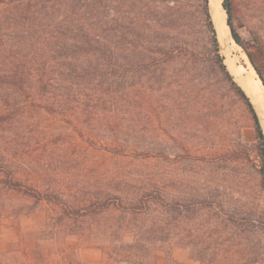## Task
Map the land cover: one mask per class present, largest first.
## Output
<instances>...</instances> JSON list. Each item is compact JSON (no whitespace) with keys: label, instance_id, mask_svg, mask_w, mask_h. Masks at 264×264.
I'll list each match as a JSON object with an SVG mask.
<instances>
[{"label":"rangeland","instance_id":"rangeland-1","mask_svg":"<svg viewBox=\"0 0 264 264\" xmlns=\"http://www.w3.org/2000/svg\"><path fill=\"white\" fill-rule=\"evenodd\" d=\"M200 5L141 0L133 10L155 11L158 25L186 14L182 37L204 52L208 31ZM114 7L105 0L107 26L112 15L123 24V6ZM233 8L241 39L264 43V0H233ZM208 9L216 30L209 0ZM226 27L227 47L216 30L219 51L249 96L240 73L248 59ZM186 61L167 63L132 87L115 117L117 139L131 143L127 155L104 150L110 141L89 137L80 125L43 111L25 115L24 142L32 140L25 159L48 165L41 176L72 192L65 205L36 200L6 189L0 174V264H264V190L249 112L221 74H199ZM35 179L27 184L43 191ZM108 183L115 197L147 193L157 202L149 215L128 214L131 206L117 200L105 209L84 203Z\"/></svg>","mask_w":264,"mask_h":264},{"label":"trees","instance_id":"trees-1","mask_svg":"<svg viewBox=\"0 0 264 264\" xmlns=\"http://www.w3.org/2000/svg\"><path fill=\"white\" fill-rule=\"evenodd\" d=\"M139 1L109 0L111 10L120 3L123 6V24L112 15L107 26L105 0H0V174L6 189L60 205L68 203L72 192L41 176L48 165L40 167L25 159L24 152L32 143L24 142L26 114L37 116L43 111L70 125H80L89 137L110 141L104 150L127 155L131 143L117 139L121 125L115 117L127 104L132 87L163 65L185 59L194 72L212 69L221 74L245 104L264 190V131L249 98L226 69L208 0H200L208 31L209 47L204 52H196L194 43L182 37L179 28H187L186 14L171 15L164 25H158L155 11L133 10ZM221 4L232 39L264 87L263 41H243L232 24L233 0ZM32 177L42 183L43 191L27 184ZM110 188L111 183L105 184L106 191L91 194L84 203L105 209L117 200L131 206L126 209L128 214L149 215L146 211L157 202L147 193L115 197L107 191Z\"/></svg>","mask_w":264,"mask_h":264},{"label":"bare ground","instance_id":"bare-ground-1","mask_svg":"<svg viewBox=\"0 0 264 264\" xmlns=\"http://www.w3.org/2000/svg\"><path fill=\"white\" fill-rule=\"evenodd\" d=\"M210 8L212 9V18L216 25L217 35L220 42L227 47V27L224 21L223 9L221 7V0H209ZM219 21V22H218ZM228 39V40H227ZM231 47V46H230ZM229 48V46H228ZM224 50V49H223ZM243 69L242 78L244 79L243 87L247 94L249 95L250 99L256 104L260 111V122L264 127V92L261 83L259 82L258 78H256V73L254 69L249 66L248 61L244 59L243 62ZM240 70V69H239ZM240 77V76H238ZM241 78V80H242ZM241 83V82H240Z\"/></svg>","mask_w":264,"mask_h":264},{"label":"water","instance_id":"water-1","mask_svg":"<svg viewBox=\"0 0 264 264\" xmlns=\"http://www.w3.org/2000/svg\"><path fill=\"white\" fill-rule=\"evenodd\" d=\"M210 6V5H209ZM221 7H222V4H221ZM222 9H223V7H222ZM210 10H211V13L213 12L212 11V9L210 8ZM223 11H224V9H223ZM225 12V11H224ZM219 22V21H218ZM226 26H227V22H226ZM216 31V30H215ZM218 40V39H217ZM219 43V42H218ZM243 90V89H242ZM247 96V95H246ZM248 98H249V100H250V102H251V104H252V106H253V108H254V110L256 109L257 110V107H255V105L253 104V102L251 101V99H250V97L249 96H247ZM256 112V111H255ZM257 112H258V110H257ZM257 112H256V114H257ZM259 114V113H258ZM258 114H257V116H258ZM263 114V116H264V113H262ZM258 118H259V116H258ZM259 120H260V118H259Z\"/></svg>","mask_w":264,"mask_h":264}]
</instances>
